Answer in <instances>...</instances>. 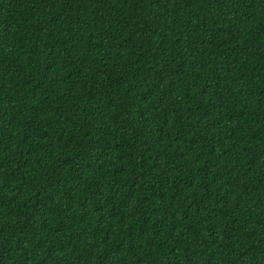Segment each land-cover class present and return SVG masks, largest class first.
I'll return each mask as SVG.
<instances>
[{"label":"trees","instance_id":"16d2710c","mask_svg":"<svg viewBox=\"0 0 264 264\" xmlns=\"http://www.w3.org/2000/svg\"><path fill=\"white\" fill-rule=\"evenodd\" d=\"M0 264H264V0H0Z\"/></svg>","mask_w":264,"mask_h":264}]
</instances>
